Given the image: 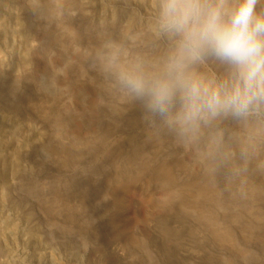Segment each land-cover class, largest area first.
I'll list each match as a JSON object with an SVG mask.
<instances>
[{"label": "rangeland", "instance_id": "rangeland-1", "mask_svg": "<svg viewBox=\"0 0 264 264\" xmlns=\"http://www.w3.org/2000/svg\"><path fill=\"white\" fill-rule=\"evenodd\" d=\"M163 6L0 0V264H264V100L185 119ZM184 73L242 84L210 51ZM123 75L172 81L167 111Z\"/></svg>", "mask_w": 264, "mask_h": 264}, {"label": "clouds", "instance_id": "clouds-1", "mask_svg": "<svg viewBox=\"0 0 264 264\" xmlns=\"http://www.w3.org/2000/svg\"><path fill=\"white\" fill-rule=\"evenodd\" d=\"M257 2L238 0L235 8L225 11L224 0L203 7L199 0H164L163 27L182 37L169 70L175 73V86L187 101L185 119H194L202 111L245 114L254 101L264 100V13L256 12ZM205 51L234 66L242 84L230 90L213 88L185 75L186 61L200 59ZM122 79L137 95H148L151 108L167 111L172 81L149 82L139 75H123Z\"/></svg>", "mask_w": 264, "mask_h": 264}, {"label": "bare ground", "instance_id": "bare-ground-1", "mask_svg": "<svg viewBox=\"0 0 264 264\" xmlns=\"http://www.w3.org/2000/svg\"><path fill=\"white\" fill-rule=\"evenodd\" d=\"M16 149L18 150L19 147H17ZM14 153H15V152H14ZM14 153H13V155H14ZM17 154H18V153H17ZM13 158H14V157H13ZM15 160H16V159H15ZM245 164H246V163H245ZM250 166H251V165H250ZM248 167H249V166H248ZM251 167H252V166H251ZM251 167H249V168H251ZM249 168H248V169H249ZM249 170H250V169H249ZM251 172H253L252 169H251ZM255 172H256V174H260V172L257 171V170H256ZM263 174H264V170H263V172H262V175H263ZM214 177H215V176H214ZM207 179H208V178H207ZM207 179H206V180H207ZM170 180H171V179H170ZM203 180H204V179H203ZM212 180H213V179H212ZM204 181H205V180H204ZM194 185H195V184H194ZM205 187H206V186L204 185V183H202V184H199V185L197 184V186H196L197 189H196V188H195V189H196L198 192H205ZM230 188H231V187H230ZM206 190H207V189H206ZM230 193H231V192H230ZM203 194H204V193H203ZM208 194H209V193H208ZM205 198H206V197H205ZM228 202H229V201H228ZM218 238H220V237H218ZM221 239H223V238H221Z\"/></svg>", "mask_w": 264, "mask_h": 264}]
</instances>
